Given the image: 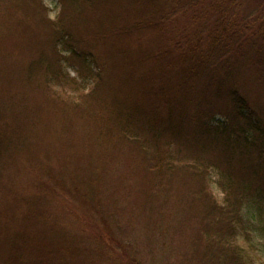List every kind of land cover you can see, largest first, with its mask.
<instances>
[{
  "label": "rangeland",
  "instance_id": "obj_1",
  "mask_svg": "<svg viewBox=\"0 0 264 264\" xmlns=\"http://www.w3.org/2000/svg\"><path fill=\"white\" fill-rule=\"evenodd\" d=\"M168 1L0 0V264H264V194L217 215L220 152L169 130L264 117V54L192 72L216 16Z\"/></svg>",
  "mask_w": 264,
  "mask_h": 264
},
{
  "label": "trees",
  "instance_id": "obj_2",
  "mask_svg": "<svg viewBox=\"0 0 264 264\" xmlns=\"http://www.w3.org/2000/svg\"><path fill=\"white\" fill-rule=\"evenodd\" d=\"M169 1H172V7L168 4L161 19L162 27L168 28V24L172 22L171 15L189 6L197 7L202 13L207 4L213 16H216L214 22L201 31L196 40L175 42L179 58L186 57L192 72L196 64L203 65L206 61L215 67L229 68L246 47L255 50L257 58L264 54V0ZM168 47L170 50L169 44ZM172 52L174 53L173 50ZM167 53L169 55L168 50ZM186 60L182 61L184 65ZM233 105V113L228 115L230 120L224 118L222 122L215 123L208 118L199 119L200 134L193 133L182 122L169 125L171 132H178L186 138L185 131H188L195 141L204 144L203 148L220 152L218 162L213 167L219 168L226 179V183L222 185L224 196L225 200H231H226L224 207L215 213L226 218L234 217L238 206L243 209L250 193L264 194V117L241 96L233 98ZM188 165L196 167L198 164ZM234 200L238 201V205L234 204ZM238 257L240 254L230 259H233L234 264H239L241 259Z\"/></svg>",
  "mask_w": 264,
  "mask_h": 264
}]
</instances>
